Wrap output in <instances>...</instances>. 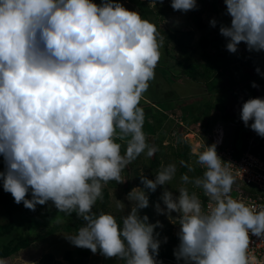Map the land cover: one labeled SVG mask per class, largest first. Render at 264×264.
<instances>
[{"label": "clouds", "instance_id": "clouds-1", "mask_svg": "<svg viewBox=\"0 0 264 264\" xmlns=\"http://www.w3.org/2000/svg\"><path fill=\"white\" fill-rule=\"evenodd\" d=\"M163 3L149 0L148 6ZM224 3L231 17L230 26L219 25L226 50L234 54L243 43L250 53L264 52V0ZM170 6L182 13L198 10L197 0H171ZM209 24L216 28L218 21ZM165 39L120 0H0L3 191L33 212L51 202L59 213H75L84 223L65 237L74 247L123 264H162L157 257L168 237L161 241L155 230L164 225L141 215L150 206L144 189L155 193L159 187L164 207L155 204L157 215L179 225L177 264H264L250 254L252 237L264 240V204L231 195L236 177L217 143L203 145L195 161L203 173L182 174L178 195L167 187L176 164H162L154 179L140 175L144 188H133L127 205L116 199L118 211L130 209L126 215L94 211L110 182L126 183L122 174L130 164L159 151L144 132L141 101L156 79ZM256 72L264 76L258 67ZM240 120L264 138V98L244 102ZM189 185L202 190L207 208ZM55 221L63 222L59 215Z\"/></svg>", "mask_w": 264, "mask_h": 264}, {"label": "rangeland", "instance_id": "rangeland-1", "mask_svg": "<svg viewBox=\"0 0 264 264\" xmlns=\"http://www.w3.org/2000/svg\"><path fill=\"white\" fill-rule=\"evenodd\" d=\"M94 3L100 4L101 0H93ZM120 2L130 11H138L143 19L155 24L158 31L166 37L164 46L161 49L163 55L156 68V79L151 82L149 90L144 94L141 101V107L145 111L144 132L148 142L155 145L159 151L153 158H147L141 155L136 161L130 164L122 174L127 180L124 184L110 182L103 190L107 195L103 201H98L94 211L97 213H112L120 218L127 214L130 209L122 213L116 208V199L123 201L126 205L128 201L126 195L135 187L144 188L140 182V175L143 174L148 179H154L160 166L169 163H175L177 166L176 178L167 187L174 194L181 186L180 176L188 174L194 176V167L196 157H194L199 143L200 127L197 123L206 124L215 117H227L229 119H240L242 104L251 98H264V76L254 74V78L246 82L248 90L243 87V77L240 74L229 76H215L205 80L189 74L185 66L202 65V48L200 46V37L205 36L212 40L206 51L214 55L221 40H213L215 28L210 27L209 21L215 18L218 23L222 20H231L226 14V5L224 0H197L198 10L182 13L174 11L171 8V0H164L163 5L157 4L156 8L149 7V0H120ZM221 39L220 36H215ZM246 45L241 43L240 52L237 54L238 63L243 62L249 54ZM245 58V59H246ZM198 71H201L199 69ZM255 82L259 87L253 88ZM172 107V108H169ZM178 115L184 122L186 130L177 129V136L181 134V142L178 147L176 138L172 137L173 122L168 124L164 129V120L171 121L167 116ZM159 125V127H157ZM171 126V127H170ZM176 136V137H177ZM119 142V141H118ZM123 143V142H121ZM126 147V146H125ZM125 150L122 147L121 151ZM181 161L190 165L193 171L188 167L182 166ZM0 171H4L3 157L0 156ZM192 191V186H188ZM149 195L150 206L141 211V215H147L150 223L159 220L163 229L157 228L155 231L160 232L161 241L166 236L168 242L162 243L161 247L175 249L179 240L175 236L178 224H172L163 215H157L155 204L161 203L159 200L163 189L157 188L155 193L144 189ZM9 196L10 193L3 191L0 183V196ZM27 198H31L30 194ZM14 213L9 215L6 208L0 201V226L3 232L0 233V241L8 234L23 236L31 243L23 250L12 254L4 260L7 264H23V261H39L42 255L51 253L57 264H67L63 259V253L67 250H76L65 237L75 235L73 225L78 219L76 214L73 217L59 213L54 205L49 202L43 206H37L36 211H30L24 208L23 204L17 205L12 200ZM60 216L63 222L55 221ZM174 217L175 213L172 214ZM67 226L71 227L66 231ZM87 264H123L116 259H106L100 254H93L89 250Z\"/></svg>", "mask_w": 264, "mask_h": 264}, {"label": "built area", "instance_id": "built-area-1", "mask_svg": "<svg viewBox=\"0 0 264 264\" xmlns=\"http://www.w3.org/2000/svg\"><path fill=\"white\" fill-rule=\"evenodd\" d=\"M167 118L173 122L172 137L176 138L178 128L186 130L184 122L178 115L169 114ZM197 126L202 128L200 123H197ZM243 127L245 126L241 120L234 122L226 121L219 116L215 117L207 123L204 132L198 135L200 141L194 156L197 157V154L204 150V144L217 143L218 155L223 161L230 163L229 167L236 177V184L233 186L231 195L243 200L246 204H264V138H260L250 128H246L243 133L241 150L236 157L233 141L236 133ZM197 168L202 175L203 169L199 165ZM192 191H196L200 195L207 208L208 201L202 190L193 188ZM178 231L179 225L176 228V237ZM252 240L255 243L250 254L264 259V240H258L256 237H252ZM157 259L162 261V264H177L175 260L169 258L157 257Z\"/></svg>", "mask_w": 264, "mask_h": 264}, {"label": "trees", "instance_id": "trees-1", "mask_svg": "<svg viewBox=\"0 0 264 264\" xmlns=\"http://www.w3.org/2000/svg\"><path fill=\"white\" fill-rule=\"evenodd\" d=\"M229 25L231 23V20H225L222 19L218 24L217 27L214 30V38L213 40H221L218 41L220 43V46L216 50L215 54L212 56L207 51L206 48L210 44L212 40L209 38L202 36L200 37L199 43L203 50L202 52V60L203 64L201 65H193V66H185V70L189 73L198 77H202L205 80H210L211 77L215 76H224V75H237L240 74V76L243 77V87L248 90V86L246 82L252 80L254 78V74L256 75V68H260L261 73H264V52L255 53V54H249L247 55V58L241 63H238L237 54L240 52L241 44L239 45L238 51L236 53H229L226 50V44L227 40L226 38L222 37L219 34V25L220 24ZM215 36H220L221 39L215 38ZM201 69V71H198ZM226 121H234L238 122L240 119H229L225 116L222 117ZM207 122V121H206ZM206 122L202 123V128L199 132V134H202L204 130L207 127ZM251 123V122H250ZM246 127H243L240 129L235 137H234V147L236 150L235 156L237 157L239 155V151L241 150L242 144H243V133ZM181 142V134L176 137V143L178 147L180 146ZM195 157V156H194ZM201 173L198 170L197 166L194 167V176H200ZM193 190V189H192ZM104 199L107 197V195L103 192ZM13 197L11 194L9 196L1 195L0 201L3 204V206L6 208L9 215L14 213V207L12 204ZM75 213H73L69 217H73ZM83 226L82 222L77 220V222L73 225L74 233L77 232V230ZM66 231H70L71 227L67 226L65 228ZM3 232V227L0 226V233ZM30 241L26 239L25 237L19 235L14 236L12 233L6 235L1 241H0V259H5L11 256L14 253L19 252L20 250L26 249L30 245ZM174 249H169L166 247H160L159 249V256L160 258H169L172 260H175L173 255ZM89 250L88 249H80L77 248L76 250H67L63 253L62 259L67 264H87V259L89 257ZM99 254V253H98ZM176 261V260H175ZM183 263V262H181ZM34 264H57L54 256L51 253H46L41 256L38 262Z\"/></svg>", "mask_w": 264, "mask_h": 264}, {"label": "crops", "instance_id": "crops-1", "mask_svg": "<svg viewBox=\"0 0 264 264\" xmlns=\"http://www.w3.org/2000/svg\"><path fill=\"white\" fill-rule=\"evenodd\" d=\"M169 108H172V107H169ZM171 122L172 121H166V120H164V125H162V129H164L166 126H168V124H170ZM157 127H159V125Z\"/></svg>", "mask_w": 264, "mask_h": 264}]
</instances>
